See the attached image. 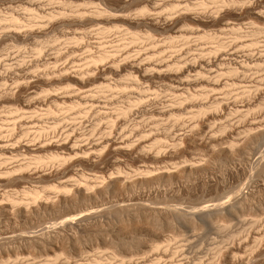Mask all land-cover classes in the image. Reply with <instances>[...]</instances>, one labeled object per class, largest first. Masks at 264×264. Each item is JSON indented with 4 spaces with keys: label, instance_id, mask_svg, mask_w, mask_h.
Returning a JSON list of instances; mask_svg holds the SVG:
<instances>
[{
    "label": "rangeland",
    "instance_id": "374dc122",
    "mask_svg": "<svg viewBox=\"0 0 264 264\" xmlns=\"http://www.w3.org/2000/svg\"><path fill=\"white\" fill-rule=\"evenodd\" d=\"M12 1L47 21H0V264H264V0Z\"/></svg>",
    "mask_w": 264,
    "mask_h": 264
},
{
    "label": "bare ground",
    "instance_id": "6f19581e",
    "mask_svg": "<svg viewBox=\"0 0 264 264\" xmlns=\"http://www.w3.org/2000/svg\"><path fill=\"white\" fill-rule=\"evenodd\" d=\"M2 1H4V0H2ZM13 1H14V0H13ZM13 1H12V2H13ZM51 1H52V0H51ZM227 1H228V0H227ZM241 1H242V0H241ZM244 1H245V0H244ZM52 2H53V1H52ZM91 2H92V1H91ZM183 2H184V1H183ZM220 2H221V1H220ZM220 2H219V3H220ZM236 2H237V1H236ZM249 2H250V1H249ZM43 3H44V2H43ZM72 3H73V2H72ZM92 3H94V2H92ZM176 3H177V2H176ZM202 3H203V2H202ZM217 3H218V2H217ZM229 3H230V2H229ZM241 3H242V2H241ZM245 3H246V2H245ZM263 3H264V2H263ZM2 4H3V3H2ZM5 4H6V3H5ZM30 4H32V2H31ZM60 4H61V3H60ZM103 4H104V3H103ZM187 4H188V3H187ZM73 5H74V4H73ZM194 5H195V4H194ZM198 5H199V4H198ZM218 5H219V4H218ZM228 5H229V4H228ZM246 5H247V4H246ZM42 6H43V5H42ZM62 6H63V5H62ZM173 6H174V5H173ZM202 6H203V5H202ZM238 6H239V5H238ZM15 7H16V6H15ZM46 7H47V6H46ZM69 7H70V6H69ZM144 7H145V6H144ZM175 7H178V6L175 5L174 8H175ZM197 7H199V6H197ZM214 7H215V6H214ZM241 7H242V6H241ZM8 8H9V7H8ZM95 8H96V7H95ZM203 8H204V7H203ZM227 8H229V7H227ZM239 8H240V7H239ZM239 8H238V9H239ZM64 9H66V8H64ZM142 9H143V8H142ZM207 9H208V8H207ZM216 9H218V8H216ZM10 10H11V9H10ZM26 10H27V9H26ZM52 10H54V9H52ZM100 10H101V9H100ZM174 10H175V9H174ZM219 10H220V9H219ZM31 11H32V10H31ZM96 11H97V13H98V15H99V12H98L97 9H96ZM96 11H95V12H96ZM101 11H102V10H101ZM143 11H144V10H143ZM145 11H146V10H145ZM172 11H173V10H172ZM186 11H187V10H186ZM188 11H189V10H188ZM220 11H221V10H220ZM226 11H227V10H226ZM255 11H256V10H255ZM259 11H260V10H259ZM25 12H26V11H25ZM104 12H106V9H104ZM108 12H109V11H108ZM213 12H214V11H213ZM34 13H35V12H34ZM50 13H51V12L47 13V15L49 16ZM56 13H57V11H56ZM59 13H60V12H59ZM64 13H65V12H64ZM82 13H83V12H82ZM97 13H96V14H97ZM102 13H103V12H102ZM257 13H258V12H257ZM6 14H7V13H6ZM11 14H12V13H10V15H11ZM35 14H36V13H35ZM37 14L39 15L40 13H37ZM37 14H36L35 16H37ZM43 14H44V13H41V15H43ZM51 14L53 15L54 13H51ZM69 14H70V12H69ZM73 14H74V13H73ZM78 14H79V13H78ZM93 14H95V13H93ZM100 14H101V13H100ZM144 14H145V12H144ZM171 14H172V13H171ZM16 15H17V14H16ZM21 15H22V14H21ZM44 15H45V14H44ZM47 15H45V16H47ZM86 15H87V14H86ZM105 15H106V14H105ZM105 15H104V16H105ZM139 15H140V13H139ZM213 15H214V14H213ZM261 15H262V14H261ZM4 16H6V15H4ZM39 16H40V15H39ZM54 16H55V15H54ZM54 16H53V18L50 17V16H49V17H46V18L48 19V22H49L50 18H51V19H54ZM64 16H65V15H64ZM64 16H63V17H64ZM80 16H81V15H80ZM94 16H95V15H94ZM108 16H109V15H108ZM214 16H215V15H214ZM0 17H1V16H0ZM2 17H3V16H2ZM7 17H8V15H7ZM7 17H6V18H7ZM9 17H10V16H9ZM9 17H8V18H9ZM37 17H38V16H37ZM42 17H43L44 20L42 19ZM42 17H41V18L38 17L39 19L37 18V20H39V21H38L39 23H38L37 20H36V18H35V22H34V17H33V15H32V18H33V19L30 18V23H29V18H27V17H26V18L28 19V21H27L26 18L24 17L25 20H26V22H25L24 20H23V21L20 20V19H21L20 17H19V18H20V19H19L18 17L12 15V16L9 18V20L7 19L10 23H8L7 20H6V23L10 24V27H13V28L11 29L9 26H7L8 24L5 26V24H6V23H5V24H4V27L7 28V29H6L7 32H6L5 34H3L2 37H4V36L6 37V35H12V33H13V34L20 33V32H16V31H19L18 29H20V28H22V27H23V29H24V26H27V28L30 29V30H29V29H28V30H29V32H30L31 34H33V35H34V34L36 35V33L39 34V32H37V30H38L39 27L37 26V27H38L37 30H36L35 28H32L31 26H35V25H37V24L34 25L33 23H31V21H33L34 23L37 22L39 25H40V23L45 24V23H43V21H47V20L44 18V16H42ZM81 17H82V16H81ZM4 18H5V17H4ZM4 18H0V21L6 19V18H5V19H4ZM66 18H68V17H66ZM71 18H72V17H71ZM74 18H75V17H74ZM92 18H93V17H92ZM101 18H102V17H101ZM63 19H64V18H63ZM79 19H81V18H79ZM41 20H43V21L41 22ZM60 20H61V19H60ZM199 20H200V19H199ZM201 20H202V19H201ZM50 21H51V20H50ZM56 21H57V20H56ZM56 21H55V22H56ZM23 22H25V23L28 22V23H27V24H24ZM62 22H63V21H62ZM128 22H129V21H128ZM2 23H3V22H1L0 24H2ZM66 23H67V22H66ZM46 24H47V23H46ZM116 26H117V25H116ZM232 27H233V26H232ZM17 28H18V29H17ZM25 28H26V27H25ZM40 28H41V27H40ZM53 28H54V27H53ZM58 28H59V27H58ZM58 28H57V29H58ZM255 28H256V27H255ZM33 29H34V30H33ZM112 29H113V28H112ZM24 31H25V30H24ZM38 31H41V30H38ZM105 31H106V30H105ZM139 31H140V30H139ZM237 31H238V30H237ZM256 31H257V30H256ZM260 31H261V30H260ZM260 31H258V33H259ZM262 31H263V30H262ZM3 32H4V31H3ZM137 32H138V31H137ZM208 32H209V31H208ZM254 32H255V31H254ZM254 32H253V33H254ZM41 33H42V32H41ZM102 33H103V32H102ZM135 33H136V32H135ZM148 33H149V32H148ZM209 33H210V32H209ZM250 33H251V31H250ZM255 33H256V32H255ZM20 34H21V33H20ZM20 34H19V35H20ZM25 34H26V33H25ZM25 34H24V35H25ZM44 34H46V33H44ZM130 34H131V33H130ZM133 34H134V33H133ZM203 34H204V33H203ZM240 34H241V33H240ZM24 35L22 36V38H25L27 34L25 35V37H24ZM28 35H29V34H28ZM212 35H213V34H212ZM12 36H13V35H12ZM14 36H15V35H14ZM14 36H13V37H14ZM16 36H18V35L16 34ZM20 36H21V35H20ZM29 36H30V35H29ZM128 36H129V35H128ZM140 36H141V35H140ZM146 36H147V34H146ZM209 36H210V35H209ZM39 37H40V36H39ZM201 37L203 38L202 35H201ZM213 37H214V36H213ZM217 37H218V36H217ZM73 38H74V37H73ZM129 38H130V37H129ZM142 38H143V37H142ZM142 38H141V39H142ZM197 38H198V36H197ZM209 38H210V37H209ZM238 38H239V37H238ZM241 38H242V36H241ZM3 39H5V38H3ZM25 39H26V38H25ZM212 39H213V38H212ZM15 40H16V39H15ZM131 40H132V39H131ZM135 40H136V39H135ZM153 40H154V39H153ZM222 40H223V39H222ZM22 41H23V40H22ZM27 41H28V40H27ZM38 41H39V40H38ZM47 41H48V40H47ZM212 41H213V40H212ZM219 41H220V40H219ZM16 42H17V41H16ZM64 42H65V41H64ZM71 42H72V41H71ZM213 42H214V41H213ZM222 42H223V41H222ZM9 43H10V42H9ZM47 43H48V42H47ZM127 43H128V42H127ZM150 43H151V42H150ZM257 43H258V42H257ZM0 44H1V43H0ZM41 44H42V43H41ZM52 44H53V43H52ZM74 44H75V43H74ZM74 44H73V45H74ZM77 44H78V43H77ZM128 44H129V43H128ZM5 45H6V44H5ZM19 45H20V44H19ZM26 45H27V44H26ZM30 45H31V44H30ZM39 45H40V44H39ZM39 45H38V46H39ZM43 45H44V44H43ZM46 45H47V44H46ZM1 46H2V45H1ZM33 46H34V45H33ZM250 46H251V45H250ZM39 47H40V46H39ZM42 47H43V46H42ZM62 47H63V46H62ZM124 47H125V46H124ZM218 47L220 48L221 46H218ZM30 48H31V47H30ZM44 48H45V47H44ZM215 48H216V47H215ZM48 50H49V49H48ZM103 50H104V49H103ZM118 50H119V49H118ZM202 50H203V49H202ZM215 50H218V48H216ZM8 51H9V50H8ZM33 51H35V49H34ZM42 51H43V50H42ZM105 51H106V50L102 51V53H101L100 55H98V57H97V55L94 56V57H97V58L92 59V61H91V58L89 57V58H90V59H88L89 62L91 61V62H93L94 65H95V62H96V63H97L98 61H99V62H100V61L102 62V61H104V59H107V57H109V54L107 53L108 51H107V52H105ZM218 51H219V50H218ZM202 52H204V51H202ZM208 52H209V51H208ZM211 52H213V51H211ZM58 53H59V52H58ZM98 53H99V52H98ZM199 53H200V52H199ZM18 54H19V53H18ZM40 54H41V53H40ZM0 55H1V54H0ZM42 55H43V54H42ZM56 55H57V54H56ZM115 55H116V54H115ZM115 55H114V56H115ZM110 56H111V54H110ZM152 56H153V55H152ZM199 58H200V57H199ZM21 59H22V58H21ZM56 60H57V59H56ZM45 61H46V60H45ZM54 61H55V60H54ZM37 62H38V61H37ZM40 62H41V61H40ZM89 62H88V63H89ZM91 62H90V64H91ZM99 62H98V63H99ZM112 62H113V60H112ZM18 64H19V63H18ZM100 64H101V63H100ZM195 64H196V63H195ZM94 65H93V67H94ZM115 65H116V64H115ZM171 65H172V64H171ZM179 65H180V64H179ZM191 65H192V64H191ZM191 65L188 66V67H192ZM20 66H21V65H20ZM44 66H45V64H44ZM55 66H56V65H55ZM167 66H168V65H167ZM31 67H32V66H31ZM63 67H64V66H63ZM114 67H115V66H114ZM114 67H112V68H114ZM175 67H176V66H175ZM179 67H180V66H179ZM188 67H187V68H188ZM193 67H194V66H193ZM7 68H8V67H7ZM17 68H18V67H17ZM34 68H35V67H34ZM41 68H42V67H41ZM44 68H46V67H44ZM56 68H57V67H56ZM135 68H137V70H140V69H141L139 66H135ZM38 69H39V68H38ZM64 69H65V68H64ZM67 69H68V68H67ZM11 70H12V69H11ZM55 70H56V69H55ZM61 70H62V69H61ZM188 70H189V69H188ZM235 70H236V69L234 68L233 71H235ZM5 71H6V70H5ZM229 71L232 72V70H229ZM79 72H80V71H79ZM231 72H230V73H231ZM33 73H34V72H33ZM53 73H54V72H53ZM232 73L234 74V72H232ZM39 74H40V73H39ZM50 74H51V73H50ZM20 75H21V74H20ZM45 75H46V73H45ZM61 75H62V74H61ZM75 75H76V74H75ZM19 77H20V76H19ZM22 77H23V76H22ZM77 77H78V76H77ZM80 77H81V76H80ZM80 77L77 78V79H79V81H81V83H82L83 79L80 78ZM75 78H76V77H75ZM4 79H5V78H4ZM23 79H24V78H23ZM77 79H75V80H77ZM27 80H28V79H27ZM2 81H3V80H2ZM2 81H1V82H2ZM21 81H22V80H21ZM19 82H20V81H19ZM85 82H86V81H85ZM15 83H16V82H15ZM83 83H84V82H83ZM20 84H21V83H20ZM26 84H27V83H26ZM78 84H79V83H78ZM5 85H6V84H5ZM83 85H84V84H83ZM23 86H24V85H23ZM46 86H47V85H46ZM52 87H53V86H52ZM115 87H116V86H115ZM23 88H24V87H23ZM72 88H73V87H72ZM119 88H120V87H119ZM66 89H67V88H66ZM111 89H112V88H111ZM123 89H124V88H123ZM126 89H127V88H126ZM14 90H15V89H14ZM109 90H110V89H109ZM117 90H118V89H117ZM53 91H54V90H53ZM64 91H65V90H64ZM121 91H122V90H121ZM124 91H125V89H124ZM56 92H57V91H56ZM74 92H75V91H74ZM122 92H123V91H122ZM6 93H7V92H6ZM43 93H44V92H43ZM64 93H65V92H64ZM9 94H10V93H9ZM41 94H42V93H41ZM45 94H46V93H45ZM51 94H52V93H51ZM74 94H75V93H74ZM80 94H81V93H80ZM100 94H101V93H100ZM190 94H191V93H190ZM64 95H65V94H64ZM6 96H7V95H6ZM9 96H10V95H9ZM12 96H13V95H12ZM56 96H57V95H56ZM60 96H61V95H60ZM89 96H91V94L88 95V97H89ZM110 96H111V95H110ZM113 96H114V95H113ZM126 96H127V95H126ZM32 97H33V96H32ZM40 97H41V96H40ZM58 97H59V96H58ZM74 97H75V96H74ZM78 97H79V96H78ZM85 97H86V96H85ZM183 97H184V96H183ZM196 97H197V96H196ZM15 98H16V97H15ZM33 98H34V97H33ZM44 98H45V97H44ZM79 98H80V97H79ZM90 98H91V97H90ZM142 98H143V97H142ZM2 99H3V98H2ZM26 99H28V98H26ZM39 99H40V98H39ZM76 99H77V98H76ZM76 99H75V100H76ZM81 99H82V98H81ZM133 99H134V98H133ZM136 99H137V98H136ZM192 99H193V98H192ZM8 100H9V99H8ZM18 100H19V99H18ZM37 100H38V99H37ZM82 100H83V99H82ZM138 100H139V98H138ZM138 100H137V101H138ZM179 100H180V99H179ZM181 100H182V99H181ZM181 100H180V101H181ZM187 100H188V99H187ZM52 101H53V100H52ZM137 101L135 100L136 103L133 102V103H134V106H135V104H140L139 102L137 103ZM17 102H18V101H17ZM24 102H25V103H23V106H24V107L22 106V107H23V108H22V107L19 105V106H20L19 109H21V108L24 109L25 107L29 109L31 106L34 105V104L31 103L30 101H29V102L24 101ZM67 102H68V101H67ZM54 103H55V102H54ZM54 103H53V104H54ZM56 103H57V102H56ZM70 103H71V101H70ZM86 103H87V102H86ZM126 103H127V102H126ZM133 103L130 104V105H133ZM13 104H14V103H13ZM48 104H49V102H48ZM143 104H144V103H143ZM177 104H178V103H177ZM8 105H9V104H8ZM16 105H17V104H16ZM16 105H15V106H16ZM21 105H22V103H21ZM79 105H80V104H79ZM84 105H85V104H84ZM128 105H129V104H128ZM128 105L126 106V109H125V107H124V110H125V111L123 110V107H122V111L120 110V111L122 112V113L120 112L121 114H123V115H124V114L127 115V114L129 113V112H128V111H129V108L127 109V107H130V108H131L132 106H130V105L128 106ZM57 106H58V105H57ZM75 106H76V105H75ZM77 106H78V105H77ZM215 106H216V105H215ZM72 107H73V106H72ZM203 107H204V106H203ZM1 108H2V107H1ZM9 108H10V107H9ZM26 108H25L24 110H26ZM33 108H34V107H33ZM37 108H38V107H37ZM60 108H61V107H60ZM63 108H64V107H63ZM66 108H67V107H66ZM204 108H205V107H204ZM215 108H216V107H215ZM15 109H17V108H15ZM19 109H17V110H19ZM49 109H50V108H49ZM55 109H56V108H55ZM64 109H65V108H64ZM67 109H68V108H67ZM89 109H90V108H89ZM120 109H121V108H120ZM200 109H201V108H200ZM10 110H11V109H10ZM17 110H16V111H17ZM29 110H30V109H29ZM65 110H66V109H65ZM93 110H94V109H93ZM127 110H128V111H127ZM206 110H207V108H206ZM19 111H20V110H19ZM26 111H27V110H26ZM30 111H31V110H30ZM62 111H63V110H62ZM201 111H202V110H201ZM3 112H4V111H3ZM17 112H18V111H17ZM47 112H48V111H47ZM196 112H197V111H196ZM199 112H200V111H199ZM19 113H20V112H19ZM55 113H56V112H55ZM86 113H87V112H86ZM202 113H203V112H202ZM21 114H23V113H21ZM195 114H198V113H195ZM199 114H200V113H199ZM19 115H20V114H19ZM23 115H24V114H23ZM75 115H76V114H75ZM78 115H79V114H78ZM125 115H124V116H125ZM5 116H6V115H5ZM10 116H11V115H10ZM51 116H52V115H51ZM16 117H17V116H16ZM40 117H41V116H40ZM30 121H31V120H30ZM30 121H29V122H30ZM39 121H40V120H39ZM48 121H49V120H48ZM60 121H61V120H60ZM32 122H33V121H32ZM35 122H36V121H35ZM63 122H64V121H63ZM67 122H68V121H67ZM18 123H19V122H18ZM59 123H60V122H59ZM15 124H16V123H15ZM15 124H14V122H13V125H15ZM27 124H28V123H27ZM52 124H53V123H52ZM75 124H76V123H75ZM13 125H12V126H13ZM18 125H19V124H18ZM70 125H71V124H70ZM57 126H58V125H57ZM61 126H62V124H61ZM73 126H74V125H73ZM77 126H78V125H77ZM108 126H109V125H108ZM13 127H15V126H13ZM20 127H21V126H20ZM27 127H28V126H27ZM52 127H53V125H52ZM54 127H55V125H54ZM112 127H113V126H112ZM8 128H10V127H8ZM53 129L55 130L56 127L53 128ZM59 129H60V128H59ZM111 129H112V128H111ZM10 130H11V128H10V129H7V131H10ZM12 130H13V129H12ZM12 130H11V131H12ZM29 130H30V129H29ZM38 130H39V129H38ZM42 130H43V129H42ZM44 130H45V129H44ZM44 130H43V131H44ZM50 130H51V129H50ZM1 131H2V130H1ZM14 132H15V131H14ZM39 132H40V131H39ZM52 132H54V131H52ZM52 132H51V134H52ZM8 133H9V132H8ZM10 133H11V132H10ZM40 133H41V132H40ZM43 133H45V131H44ZM46 134H47V132H46ZM48 134H49V133H48ZM59 134H60V133H59ZM7 135H8V134H7ZM73 135H74V134H73ZM9 136H10V135H9ZM26 136H27V135H26ZM39 136H40V135H39ZM7 138H8V137H7ZM26 138H27V137H26ZM57 138H58V137H57ZM73 138H74V137H73ZM17 139H18V138H17ZM6 140H8V139H6ZM43 140H44V139H43ZM57 140H58V139H57ZM57 140H56V141H57ZM61 140H62V139H61ZM70 141H71V140H69V142H70ZM5 142H7V141H5L4 138H3V139L0 138V150H1V149H4L3 151H5V149L9 148V147H8V144L5 143ZM42 142H43V141H42ZM39 143H40V142H39ZM63 143H64V142H63ZM70 143H71V142H70ZM10 144H11V143H10ZM68 145H69V146H68ZM68 145H67V148H68L69 150H76V149L78 148V147L75 148L73 145H70V144H68ZM116 145H117V144H116ZM120 145H122V143H121V144H118L119 147H120ZM14 146H15V145H14ZM17 146H18V145H17ZM75 146H77V145H75ZM34 147H35V146H34ZM21 148H22V147H21ZM10 149H13V148H10ZM10 149H7V150H10ZM38 149H39V148H38ZM40 149H41V148H40ZM81 149H82V148H81ZM56 150H57V149H56ZM82 150H83V149H82ZM1 151H2V150H1ZM78 151H79V150H78ZM74 152H75V151H74ZM33 153H34V152H33ZM82 153H83V152H82ZM14 154H15V153H14ZM55 154H56V153H55ZM55 154L53 155V154L51 153V157L49 156L50 154H49L48 156H45V155H44L45 157L49 158V160H47V162H49V161H50V162H51V161H56V160L61 159V158H60L61 155L58 157V153H57V156H56ZM62 154H63V153H62ZM52 155H53V156H52ZM65 155H66V154H65ZM17 156H18V155H17ZM28 156H29V155H28ZM35 157H36V156H35ZM61 157H63V156H61ZM36 158H38V157H36ZM39 158H41V157H39ZM43 158H44V157H43ZM47 158H46V159H47ZM65 158H66V157H65ZM44 159H45V158H44ZM44 159H38V160H40V161H38V160H36V161L34 160V161H35V162L42 163V161L44 162ZM63 160H64V159H61L60 161H63ZM24 161H25V160H24ZM0 162H1V161H0ZM45 162H46V161H45ZM56 162H57V161H56ZM9 163H10V162H9ZM60 163H61V162H60ZM29 164H30V163H29ZM33 164H34V163H33ZM47 164H48V163H47ZM16 166H17V165H16ZM22 166L25 167L24 164H23ZM22 166H19V167H22ZM29 166H31V165H29ZM60 166H61V165H60ZM5 167H6V166H5ZM10 167H11V166H10ZM24 167H22V168H24ZM32 167H33V166H32ZM44 167H45V166H44ZM16 168H18V166H17ZM16 168H15V167H12V168H9V167L7 168V167H6V168H5V171L8 172L7 174L9 175V174H10L9 172H11V170H13V169L16 170ZM22 168H21V169H22ZM56 168H57V167H56ZM56 168H55V169H56ZM58 169H59V168H58ZM64 169H65V168H64ZM17 170H20V169L18 168ZM0 171H1V170H0ZM25 171H26V169H25ZM33 171H34V170H33ZM1 172H2V171H1ZM6 172H5V173H6ZM14 172H16V171H14ZM12 173H13V171H12ZM59 173H60V172H59ZM1 174H2V173H1ZM27 174H28V172H27ZM40 174H41V173H40ZM147 174H148V173H147ZM60 175H61V174H60ZM14 176H15V175H14ZM19 176H20V175H19ZM9 177H10V176H9ZM11 177H12V176H11ZM20 178H21V177H20ZM23 178H24V177H23ZM28 178H29V177H28ZM16 179H17V178H16ZM8 180H9V179H8ZM5 181H6V180H5ZM16 181H17V180H16ZM45 181H46V180H45ZM8 182H9V181H8ZM11 182H12V181H11ZM46 183H47V182H46ZM100 183H101V182H100ZM6 184H7V182H6ZM29 184H30V183H29ZM53 184H54V183H53ZM87 184H88V183H87ZM46 185H47V184H46ZM48 185H50V184H48ZM65 185H66V184H65ZM69 186H70V185H69ZM85 186H86V185H85ZM105 186H106V185H105ZM123 186H124V184H123ZM39 187H40V186H39ZM53 187H54V186H53ZM83 187H84V186H83ZM92 187H93V185H92ZM29 188H30V186H29ZM33 188H34V187H33ZM48 188H49V187H48ZM54 188H55V187H54ZM56 188H57V187H56ZM64 188H65V187H64ZM88 188H89V186L87 185V189H88ZM96 188H97V187H96ZM107 188H108V187H107ZM40 189H41V187H40ZM65 189H66V188H65ZM103 189H104V188H103ZM41 190H42V189H41ZM45 190H46V189H45ZM49 190H50V189H49ZM54 190H55V189H54ZM83 190H84V189H83ZM19 191H20V190H19ZM22 191H23V190H22ZM27 191H28V190H27ZM34 191H35V190H34ZM34 191L32 192L34 196H33L32 194H31V195H32V196L35 198V200H36V199H37V196H38V194H39V192L34 193ZM47 191H48V190H47ZM59 191H60V190H59ZM63 191H64V190H63ZM94 191H95V190H94ZM101 191H102V190H101ZM101 191H100V192H101ZM20 192H21V191H20ZM24 192H25V191H24ZM35 192H36V191H35ZM60 192H61V191H60ZM68 192H69V191H68ZM78 192H79V191H78ZM16 193H17V192H16ZM65 193H66V192H65ZM97 193H98V192H97ZM93 194H94V193H93ZM28 195H29V194H28ZM47 195H48V194H47ZM65 195H66V194H65ZM68 195H69V194H68ZM39 196H40V194H39ZM39 196H38V197H39ZM83 196H84V195H83ZM91 196H92V195H91ZM7 197H8V196H7ZM27 197H28V196H27ZM79 197H80V196H79ZM94 197H95V196H94ZM30 198H32V197H30ZM39 198L41 199V197H39ZM71 198H72V196H71ZM80 198H81V197H80ZM88 198H89V197H88ZM7 199H8V198H7ZM13 199H14V198H13ZM59 199H60V198H59ZM75 199H76V198H75ZM9 200H10V199H9ZM20 200H21V199H20ZM20 200H19V202H20ZM31 200H32V199H31ZM41 200H42V199H41ZM12 201H14L13 203H16V202H17L16 200H12ZM26 201H27V200H26ZM33 201H34V200H33ZM33 201H32V202H33ZM35 202H36V201H35ZM1 203H2V202H1ZM13 203H12V204H13ZM42 203H43V202H42ZM68 203H69V202H68ZM22 204H23V203H22ZM48 204H49V203H48ZM48 204H47V206H48ZM15 205H16V204H15ZM15 205H14V206H15ZM20 205H21V204H20ZM33 205H34V203H33ZM42 205H43V204H41V206H42ZM49 205H50V204H49ZM63 205H64V204H63ZM70 205H71V204H70ZM124 205H125V204H124ZM3 206H4V205H3ZM11 206H12V205H11ZM55 206H56V205H55ZM0 207H1V206H0ZM6 207H7V206H6ZM9 207H10V206H9ZM17 207H18V206H17ZM26 207L29 208V205H28V204L25 205V202H24V207H23V208L19 207V208H21V209H23V210H24V209H25V210H28ZM45 207H46V206H45ZM52 207H53V206H52ZM123 207H124V206H123ZM127 207H129V206H127ZM141 207H142V206H141ZM143 207H144V206H143ZM233 207H234V205H233ZM2 208L4 209V207H2ZM10 208H11V207H10ZM10 208H7V209H10ZM54 208H55V207H54ZM77 208H78V207H77ZM121 208H122V207H121ZM121 208H120V209H121ZM133 208H134V207H133ZM148 208H149V207H148ZM226 208H227V207H226ZM51 209H53V208H51ZM116 209H117V208H116ZM116 209H115V210H116ZM125 209H126V208H125ZM131 209H132V208H131ZM136 209H137V208H136ZM149 209H150V208H149ZM4 210H6V208H5ZM17 210H18V209H17ZM38 210H39V209H38ZM44 210H45V209H44ZM110 210H111V209H110ZM113 210H114V209H113ZM217 210H218V209H217ZM1 211H2V210H1ZM36 211H37V210H36ZM18 212H20V211H18ZM25 212H26V211H25ZM25 212H24V213H25ZM125 212H127V211H125ZM125 212H123V213H125ZM128 212H129V211H128ZM130 212H131V211H130ZM151 212H152V211H151ZM151 212H149V213H151ZM168 212H169V211H168ZM168 212H166V213H168ZM174 212H175V211H174ZM136 213H137V212H136ZM140 213H141V212H140ZM147 213H148V212H147ZM152 213H153V212H152ZM176 213H177V212H176ZM207 213H208V211H207ZM219 213H220V212H219ZM43 214H44V213H43ZM48 214H49V213H48ZM93 214H94V213H93ZM95 214H96V213H95ZM154 214H155V213H154ZM164 214H165V213H164ZM224 214H225V213H224ZM227 214H228V213H227ZM26 215H27V214H26ZM49 215H50V214H49ZM60 215H61V214H60ZM143 215H144V214H142V216H143ZM166 215H167V214H166ZM166 215H165V216H166ZM173 215H174V214H173ZM193 215H194V214H193ZM6 216H7V215H6ZM43 216H44V215H43ZM125 216H126V215H125ZM175 216H176V215H175ZM182 216H183V214H182ZM21 217H22V216H21ZM23 217H24V216H23ZM121 217H122V215H121ZM137 217H138V216H137ZM168 217H169V216H168ZM170 217H171V216H170ZM219 217H220V216H219ZM16 218H17V217H16ZM46 218H47V217H46ZM57 218H58V217H57ZM123 218H124V217H123ZM145 218H146V217H145ZM31 219H32V218H31ZM50 219H51V218H50ZM180 219H181V218H180ZM36 220H37V219H36ZM55 220H56V219H55ZM141 220H142V219H141ZM168 220H169V219H168ZM171 220H173V218H172ZM13 221H14V220H13ZM37 221H38V220H37ZM64 221H65V220H64ZM70 221H71V220H70ZM76 221H77V220H76ZM154 221H155V220H154ZM175 221H176V220H175ZM189 221H190V220H189ZM45 222H46V221H45ZM68 222H69V220H68ZM127 222H128V221H127ZM172 222H173V221H172ZM30 223H31V222H30ZM46 223H47V222H46ZM71 223H72V222H71ZM140 223H141V222H140ZM26 224H27V223H26ZM35 224H36V223H35ZM60 224H61V223H60ZM222 224H223V223H222ZM29 225H30V224H29ZM63 225H65V224H63ZM15 226H16V225H15ZM39 226H40V225H39ZM44 226H45V224H44ZM224 226H225V225H224ZM25 227H26V226H25ZM40 227H41V226H40ZM58 227H59V226H58ZM131 227H132V226H131ZM220 227H221V226H220ZM34 228H35V227H34ZM96 228H97V227H96ZM39 229H40V228H39ZM49 229H50V228H49ZM130 229H131V228H130ZM28 230H29V229H28ZM37 230H38V229H37ZM45 230H46V229H45ZM93 230H94V229H93ZM42 231H43V230H42ZM59 231H61V230H59ZM79 231H80V230H79ZM30 232H31V230H30ZM10 233H11V232H10ZM41 233H43V232H41ZM41 233H40V234H41ZM46 233H47V232H46ZM48 233H49V232H48ZM78 234H79V233H78ZM6 235H7V234H6ZM45 235H46V234H45ZM45 235H44V236H45ZM50 235H51V234H50ZM55 235H56V234H55ZM60 235H61V234H60ZM37 236H39V235H37ZM42 236H43V235H42ZM62 236H63V235H62ZM23 237H24V236H23ZM30 237H31V236H30ZM39 237H40V236H39ZM51 237H53V236H51ZM77 237H78V235H77ZM77 237H76V239H77ZM17 238H18V237H17ZM33 238H34V237H33ZM35 238H36V237H35ZM35 238H34V239H35ZM37 238H38V237H37ZM120 238H121V237H120ZM8 239H9V238H8ZM11 239H12V238H11ZM18 239H19V238H18ZM24 239H25V238H24ZM28 239H29V237H28ZM41 239H42V238H41ZM255 239H256V238H255ZM35 240H36V239H35ZM38 240H40V238H39ZM126 240H127V239H126ZM4 241H6V240L4 239ZM30 241H31V239H30ZM55 241H57V239H56ZM59 241H60V240H59ZM78 241H79V240H78ZM8 242H9V241H8ZM14 242H15V241H14ZM28 242H29V241H28ZM33 242H34V240H33ZM35 242H36V241H35ZM52 242H53V241H52ZM19 243H20V242H19ZM29 243H30V242H29ZM29 243H28V244H29ZM44 243H45V242H44ZM56 243H57V242H56ZM122 243H123V242H122ZM53 244H55V243H53ZM53 244H52V245H53ZM238 244H239V243H238ZM41 245H42V243H41ZM47 245H48V244H47ZM0 246H1V245H0ZM32 246H33V244H32ZM43 247H44V246H43ZM47 247H48V246H47ZM64 247H65V246H64ZM60 249H63V248H60ZM234 249H235V248H234ZM238 249H239V248H238ZM47 250H48V249H47ZM175 252H176V251H175ZM237 252H238V251H237ZM8 253H9V252H8ZM63 253H64V252H63ZM176 253H177V252H176ZM179 253H180V252H179ZM47 254H48V253H47ZM174 254H175V253H174ZM219 254H220V253H219ZM171 255H172V253H171ZM214 255H215V254H214ZM216 255H218V254H216ZM0 256H1V255H0ZM14 256H15V255H14ZM225 256H226V255H225ZM11 257H12V256H11ZM21 257H22V256H21ZM173 257H174V255H173ZM155 258H156V257H155ZM215 258H216V257H215ZM232 258H233V257H232ZM17 259H18V258H17ZM20 259H21V258H20ZM44 259H45V258H44ZM0 260H1V259H0ZM56 260H57V259H56ZM98 260H99V259H98ZM152 260H153V259H152ZM160 260H161V258H160ZM171 260H172V259H171ZM6 261H7V259H6ZM229 261H230V260H229ZM44 262H45V261H44ZM51 262H52V261H51ZM152 262H153V261H152ZM158 262H159V261H158ZM163 262H164V261H163ZM171 262H173V261H171ZM212 262H213V261H212ZM232 262H233V261H232ZM40 263H41V262H40ZM156 263H157V262H156ZM181 263H182V262H181ZM30 264H31V263H30ZM152 264H153V263H152ZM168 264H169V263H168ZM217 264H218V263H217Z\"/></svg>",
    "mask_w": 264,
    "mask_h": 264
}]
</instances>
